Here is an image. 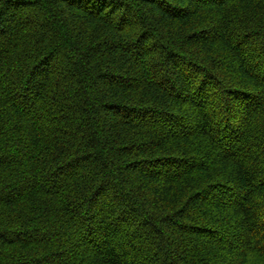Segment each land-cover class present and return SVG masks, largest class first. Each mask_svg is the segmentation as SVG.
I'll list each match as a JSON object with an SVG mask.
<instances>
[{
	"label": "trees",
	"instance_id": "obj_1",
	"mask_svg": "<svg viewBox=\"0 0 264 264\" xmlns=\"http://www.w3.org/2000/svg\"><path fill=\"white\" fill-rule=\"evenodd\" d=\"M0 264H264V0H0Z\"/></svg>",
	"mask_w": 264,
	"mask_h": 264
}]
</instances>
